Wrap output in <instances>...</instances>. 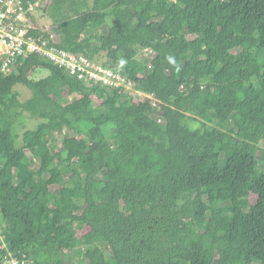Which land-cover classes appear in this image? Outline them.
I'll return each mask as SVG.
<instances>
[{"label":"trees","instance_id":"1","mask_svg":"<svg viewBox=\"0 0 264 264\" xmlns=\"http://www.w3.org/2000/svg\"><path fill=\"white\" fill-rule=\"evenodd\" d=\"M48 8L58 46L105 52L162 101L163 122L149 102L89 87L40 54L0 76L9 245L37 264H264V0ZM145 48L152 59L137 58ZM40 68L50 73L36 79ZM19 84L31 98L20 100ZM26 112L42 121L19 135ZM188 112L202 128L185 124Z\"/></svg>","mask_w":264,"mask_h":264},{"label":"built area","instance_id":"2","mask_svg":"<svg viewBox=\"0 0 264 264\" xmlns=\"http://www.w3.org/2000/svg\"><path fill=\"white\" fill-rule=\"evenodd\" d=\"M49 4L51 0H0V76L14 72L30 54H40L89 87L103 85L126 92L140 103L149 102L157 111L156 119L163 122L162 101L155 93L138 88L137 81L107 64L109 59L105 52L92 56L58 46L56 28L38 24L36 20V15L45 13ZM153 55V49L145 48L137 58L152 59ZM184 89L182 84L181 90ZM5 229L0 201L1 264H37L26 249H14L9 245Z\"/></svg>","mask_w":264,"mask_h":264},{"label":"rangeland","instance_id":"3","mask_svg":"<svg viewBox=\"0 0 264 264\" xmlns=\"http://www.w3.org/2000/svg\"><path fill=\"white\" fill-rule=\"evenodd\" d=\"M47 8V7H46ZM45 8L46 12L44 13H39L36 15V20L38 24L44 25V26H52L53 22H54V16L53 13L51 12V10L48 8ZM114 16L112 14H109L108 16V22L106 24H104V26L101 28V32L102 33H107L108 28L114 23ZM190 37H193L192 35ZM103 59H105V57H103ZM49 70L46 68H40L38 70H36V72H34L32 75L34 76V78L36 79H40L43 77H46L47 75H49ZM15 89L20 92V100L21 101H26L27 99L32 97V90L30 88H28L27 86L23 85V84H19L15 87ZM223 95H229L230 92L227 90H224ZM71 107L75 110L77 109V104L75 102H73L71 104ZM188 114V118H186V120L184 121L186 125L193 127V128H202L203 125L201 124L200 120H196L193 118V116L191 115L190 112L187 113ZM42 121V119L40 118H36L33 117L29 112H26L23 114L21 120L19 121V123H17L16 126V131L19 135L22 134V132L24 131V129L26 128H30V129H34L37 127V125ZM234 119H232V122L234 123ZM231 127V125L229 126ZM66 129H62L61 131L58 132V139L59 142L61 144V140L64 136H66ZM55 136V135H54ZM19 144H20V140H19ZM261 145L264 146V141L261 142ZM29 156L33 159V155L28 151ZM58 187H53L54 191H57Z\"/></svg>","mask_w":264,"mask_h":264},{"label":"water","instance_id":"4","mask_svg":"<svg viewBox=\"0 0 264 264\" xmlns=\"http://www.w3.org/2000/svg\"><path fill=\"white\" fill-rule=\"evenodd\" d=\"M0 264H1V262H0Z\"/></svg>","mask_w":264,"mask_h":264}]
</instances>
